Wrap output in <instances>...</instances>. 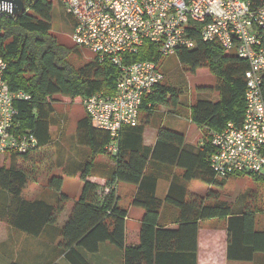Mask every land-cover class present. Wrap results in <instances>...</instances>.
Here are the masks:
<instances>
[{"label":"trees","instance_id":"16d2710c","mask_svg":"<svg viewBox=\"0 0 264 264\" xmlns=\"http://www.w3.org/2000/svg\"><path fill=\"white\" fill-rule=\"evenodd\" d=\"M51 9L50 0H27L25 11L19 16L0 12V57L7 65L3 79L12 93L23 92L30 97L13 101L17 114L12 132L15 136L29 133L36 139L35 147L27 153H7L0 164V191L9 198L7 205L0 206V240L6 225L39 236L45 228L57 223L67 203V196L60 192V177L51 178L48 183L58 193L53 202L29 201L22 196L29 176L23 165L31 154L52 141L53 108L48 99L55 95L81 100L94 94L113 95L118 78L115 67L94 57L80 67L71 65L69 58L73 50L58 44L50 34ZM190 26H194L188 32L195 47L178 50L174 56L186 74L206 70L214 76L213 87L198 90L216 92L218 97L215 101L198 100L192 104L190 123L208 132L220 131L227 123L238 124L242 119L247 64L235 51H224L216 42H202L201 25L190 23ZM262 43L264 47V40ZM130 59L159 62L156 50L149 43ZM181 94V90L162 82L151 95L144 96L138 124L122 128L114 155L104 149L109 143L107 132L95 129L87 115L78 121V145L89 149L90 155L79 165L81 194L60 229L64 251L70 253L75 246H82L94 252L99 243L108 242L123 252L124 264H197L199 221L226 219L228 261L252 262L255 255H264V229L257 228L255 211L249 207L246 195L228 204L208 192L203 201L185 185L195 180L222 188L208 163L213 152L210 135L201 147H196L186 142L183 133L160 127L158 122L154 146L143 145V131L155 122V108L175 109ZM261 94L264 102V78ZM103 154L112 158V171L100 186L87 178L95 167L94 157ZM165 175L171 180L161 200L156 196V188ZM118 184L136 187L131 204L143 211L137 230L125 227L127 211L119 205ZM163 204L178 210L175 229L158 226Z\"/></svg>","mask_w":264,"mask_h":264},{"label":"built area","instance_id":"2783aa9c","mask_svg":"<svg viewBox=\"0 0 264 264\" xmlns=\"http://www.w3.org/2000/svg\"><path fill=\"white\" fill-rule=\"evenodd\" d=\"M74 20L72 41L98 62L118 71L113 95L94 94L81 101L93 127L107 132L105 151L117 152L123 127L138 124L144 96L164 80L153 61H132L145 43L159 59L178 50H191L195 42L188 28L201 25L202 42H216L224 51H235L246 62L244 110L238 124L210 131L213 152L209 167L217 178L254 175L264 179V0H50ZM1 13H8L0 10ZM6 63L0 57V158L7 153L25 154L36 139L13 134L17 111L14 100H28L23 92L12 93L3 79ZM108 190L105 189V193Z\"/></svg>","mask_w":264,"mask_h":264},{"label":"rangeland","instance_id":"374dc122","mask_svg":"<svg viewBox=\"0 0 264 264\" xmlns=\"http://www.w3.org/2000/svg\"><path fill=\"white\" fill-rule=\"evenodd\" d=\"M51 4L50 34L58 44L73 50L69 58L71 65L77 68L91 61L93 56L88 51L77 48L72 41V17L67 15L63 7L57 3L51 1ZM158 69L164 76L163 84L181 90L182 94L175 112H167V107H156L153 116L155 121L162 120L166 113L188 115L191 112L192 104L196 101H215L218 98L216 92L198 90L199 87H213L216 83L215 77L206 70H200L201 72L195 75L186 74L184 67L178 63L174 55L159 59ZM48 101L53 108L50 127L52 141L49 148L31 154L23 165V169H27L29 172L28 182L22 195L26 200L31 198L34 186L38 185L37 187L41 189L42 193L34 199L47 201V198H49L48 183L54 177H64L63 192L69 196L77 194L78 188L82 187L80 172H78L79 165L77 167L76 162L78 160L80 162V158H83L86 154V151L77 142V123L85 117V111L81 104L82 100L77 97L69 98L55 95L49 98ZM189 129V139L197 138L196 140H198L199 138L203 142L208 140L207 137L209 138L210 132L206 129L194 125H189ZM1 160L0 158V164L2 163ZM105 160L108 162L107 166L101 168L100 164H97L96 167L91 168L87 178L90 182L104 183L105 178L109 176L112 171V158L108 156V159ZM86 161L85 157L80 163L83 164ZM215 180L222 183V188L213 185L208 186L195 180L185 182V185L188 189H193V192L199 197L198 199L201 198L203 201L208 192L216 194L219 201L228 204H234L239 196L246 195L248 201L250 200L251 205L249 207L255 211L257 228L264 229V180L250 175H235L227 178L216 177ZM8 203L7 194L0 191V206L3 207ZM137 212L143 213L141 209L135 208V212L129 216L131 221ZM221 223V219H206L202 227L212 228L217 225V229H219ZM128 224L131 225V222Z\"/></svg>","mask_w":264,"mask_h":264},{"label":"crops","instance_id":"0c3cea01","mask_svg":"<svg viewBox=\"0 0 264 264\" xmlns=\"http://www.w3.org/2000/svg\"><path fill=\"white\" fill-rule=\"evenodd\" d=\"M176 108L166 109L167 112H175L177 110ZM156 123L160 124V127L183 133L185 135L187 143L196 147H201L202 140H200L199 138L198 140H196L197 138H194L192 140L189 139V125H191L190 114L171 115L167 113L162 120H156L149 126L145 127L143 131L144 146L150 148L154 146L159 129V126ZM50 145L51 143L45 148H49ZM82 148L84 149V151H86V154L83 156V158L86 157V160H88L90 150L85 147ZM83 158H80V162L83 160ZM105 159H108V156L105 154L97 155L96 157H94L93 162L95 164V167L97 164H100L101 168L104 167L108 163ZM76 162L78 167V165H80L81 163L79 162V160ZM167 177L170 176H163L162 179H159L157 183L156 196L161 200H164L169 188L171 178ZM60 178L62 179L63 186L64 177L60 176ZM94 184L102 186L104 183L100 182ZM37 186L38 185L34 186L31 198L27 200L33 201L35 200L34 198H37V196L42 193L41 189ZM78 189L79 190L77 194L69 196L64 193L63 188H61L60 192L66 195L68 198L65 208L60 215L57 223L52 227L45 228L39 236H32L25 232L19 231L12 226L6 225L4 228L5 235L0 240V264H124L123 252L119 251L108 242L99 243L97 250L94 252H89L82 246H75L73 251H71L70 253L62 249L60 229H62V227L66 223L75 202L81 194L82 187ZM47 190L49 191V198H47V201L51 203L56 199L58 193L49 188V186ZM116 190L119 196V205L127 211V216L125 219L126 229H139L143 213L137 212L136 216L132 220L133 222L129 219V216L133 212H135V207L132 206L131 202L132 196L136 191V187L123 186L122 184H118L116 186ZM188 191L192 194H195L193 192V189H188ZM177 219L178 210L176 208L174 210V208L163 204L159 213L158 226L165 229H175L177 227ZM221 220L222 223L220 224L219 229H217V225L212 228H203L202 225L204 220L199 221V229L197 234V264H264V255L261 254L255 255L252 262H232L227 260L226 219ZM129 222H131V225L128 224Z\"/></svg>","mask_w":264,"mask_h":264},{"label":"water","instance_id":"95a60500","mask_svg":"<svg viewBox=\"0 0 264 264\" xmlns=\"http://www.w3.org/2000/svg\"><path fill=\"white\" fill-rule=\"evenodd\" d=\"M27 0H0V10L9 12L12 16H19L25 11Z\"/></svg>","mask_w":264,"mask_h":264},{"label":"flooded vegetation","instance_id":"af4514ba","mask_svg":"<svg viewBox=\"0 0 264 264\" xmlns=\"http://www.w3.org/2000/svg\"><path fill=\"white\" fill-rule=\"evenodd\" d=\"M72 23L74 24V20L72 19Z\"/></svg>","mask_w":264,"mask_h":264}]
</instances>
